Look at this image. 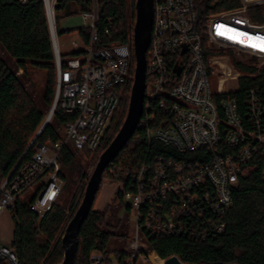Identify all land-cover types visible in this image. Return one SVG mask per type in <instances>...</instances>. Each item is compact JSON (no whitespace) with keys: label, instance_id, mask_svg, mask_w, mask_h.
I'll return each instance as SVG.
<instances>
[{"label":"built area","instance_id":"obj_1","mask_svg":"<svg viewBox=\"0 0 264 264\" xmlns=\"http://www.w3.org/2000/svg\"><path fill=\"white\" fill-rule=\"evenodd\" d=\"M59 1L44 0L55 37L57 69L52 112L45 122H52L57 109L73 120L63 125L59 141L43 145L34 139L31 158L1 184L0 217L8 210L16 211L18 200L27 195L35 197L30 210L39 220L53 210L63 188L59 176L63 150L74 145L81 152H96L120 105L122 88L134 81V42L132 48L130 43L107 39L115 17H109L103 35L99 33V4L104 0H89L91 7L84 12V18L91 20L88 41L82 38L84 46L76 59H62L55 21ZM153 1L144 100L147 115L139 126L148 128L149 140L173 147L178 154L209 153V158L200 163L159 157L134 171L131 190L124 193L132 223L130 254L123 263L111 257V264H153L148 253L153 251L150 241L154 238L185 235L206 241L222 235L233 191L258 167L255 159L264 157V93L250 91L246 119L233 97L241 79L261 76L264 51L248 46L247 40L240 43L229 38L234 33L228 31L264 38V0H240L237 9L209 17L202 27L194 0ZM252 10L260 23L251 19ZM240 67L248 71L239 72ZM22 73L20 69L17 76ZM211 77L218 80L216 91ZM154 104L168 116L155 130L149 128L156 119ZM105 260L94 252L90 264ZM0 264H24L12 243L1 239Z\"/></svg>","mask_w":264,"mask_h":264},{"label":"trees","instance_id":"obj_2","mask_svg":"<svg viewBox=\"0 0 264 264\" xmlns=\"http://www.w3.org/2000/svg\"><path fill=\"white\" fill-rule=\"evenodd\" d=\"M136 1H102L99 4V33L103 35L107 19L115 17L112 35L107 39L132 45L136 24ZM194 3L196 11L200 13L201 27L209 17L240 6V0H194ZM74 6L85 12L89 11L91 4L89 0H60L55 6V21L58 22V14L61 12L72 14ZM250 12L251 19L260 23L261 20L256 18L253 10ZM57 33L60 34L58 29ZM89 35V30L80 32L86 42ZM0 46L19 65L18 70L13 71L1 57L0 51L1 187L5 179L15 174L18 167L31 158L34 152L33 139L43 126L46 113L54 101L57 69L44 0H0ZM27 63L48 72L44 96L46 113L38 109L32 96L20 82V76H17L20 69L23 70L22 75L25 74ZM132 64L136 68L134 51ZM132 86L133 82L130 81L122 88L120 105L100 147L94 153L82 152L83 158L91 167H96L100 156L110 146L126 120ZM255 89H260L261 94L264 93V70L258 78L241 79L239 91L233 95L238 101L243 119L248 117V94ZM145 102L142 119L147 115ZM152 109L156 119L149 128L155 130L168 116L156 104ZM53 120L43 134L35 139L36 144L44 145L62 139L60 128L72 122L73 116L57 109ZM262 123L264 124V116ZM159 157H174L177 160L188 159L201 163L208 160L209 153L178 154L173 147L149 140L148 128L139 126L127 146L104 172L103 179L108 178L120 184L116 193L119 205L125 204L124 193L131 190L134 171L143 164L153 163L155 158ZM59 163L63 188L53 210L44 219L39 220L30 210L35 197L27 195L25 200H18L17 210L13 213L15 230L11 243L24 264L63 263L62 239L80 208L89 182V173L69 147L63 150ZM254 163L258 167L242 179L233 191V206L224 217L226 230L222 235L208 238L206 241L185 235L154 238L150 245L157 257L163 260L177 256L189 264H264V157L258 156ZM111 171L115 175H111ZM127 173L130 177L125 179L124 175ZM94 205L79 232L75 264H90V257L94 252H99L105 257L103 264H111L112 256L123 263L130 254L128 217H119L117 210L110 206L101 211L95 210ZM126 211L129 213L130 208L126 207Z\"/></svg>","mask_w":264,"mask_h":264},{"label":"water","instance_id":"obj_3","mask_svg":"<svg viewBox=\"0 0 264 264\" xmlns=\"http://www.w3.org/2000/svg\"><path fill=\"white\" fill-rule=\"evenodd\" d=\"M154 19V1L153 0H137L136 1V24L134 28V55L136 59V68L133 86L131 87V96L128 114L119 133L112 141L110 146L102 153L99 161L91 173L86 192L80 208L78 209L74 219L69 223L62 239L64 249V260L62 264H75L78 250V236L80 229L88 218L92 207L96 201V196L100 190V185L104 177V172L112 162L117 159L121 151L127 146L138 129L143 113L144 100L147 81V52L151 43L152 27ZM53 36V35H52ZM55 37H52V40ZM54 51H55V44ZM52 107L49 115H51ZM48 122H45L35 139H37ZM164 264H182L180 260L173 256L167 259Z\"/></svg>","mask_w":264,"mask_h":264},{"label":"rangeland","instance_id":"obj_4","mask_svg":"<svg viewBox=\"0 0 264 264\" xmlns=\"http://www.w3.org/2000/svg\"><path fill=\"white\" fill-rule=\"evenodd\" d=\"M84 15V11L76 6L73 7L72 14H67L66 12H61L58 14L59 20H57V29L60 31V34H57L59 45L58 49H60L62 59L65 62H71V60L76 59V54L84 46L82 37L80 36V32H84V30H87L91 25V20L85 19ZM3 50L4 49L0 46L1 57L7 62V64L13 71H17L19 65ZM237 69L239 72L243 73H246L248 71L247 69H244L242 67ZM19 79L24 88L32 96L38 109L46 113L47 109L44 104V96L46 93L48 72L27 63L26 72L25 74L20 76ZM210 81L213 90L216 91L218 85L217 78L211 77ZM229 86L231 87L233 86V84L230 83ZM49 112L50 110L46 113V116L49 115ZM60 131H62V128H60ZM69 148L77 155L78 161L83 165V167L88 170L90 179L92 175L91 173H93L95 167L90 166V163H88V161L83 158L82 152L77 150L74 145H70ZM119 185V183L117 184L116 182H113L108 178L103 179L100 185L99 194L95 201L94 209L103 211L110 206L113 210H117L119 217L124 218L125 216H127L131 235V216L130 213H127L126 211V203L124 202L125 204L119 205V200L116 199V193L118 191ZM13 213V211L8 210L0 217V239L8 243L12 241L15 230ZM114 245L115 244H113V246ZM148 254L152 259L153 264H160L157 255L153 251H150ZM112 258L114 257L112 256Z\"/></svg>","mask_w":264,"mask_h":264},{"label":"snow or ice","instance_id":"obj_5","mask_svg":"<svg viewBox=\"0 0 264 264\" xmlns=\"http://www.w3.org/2000/svg\"><path fill=\"white\" fill-rule=\"evenodd\" d=\"M229 32L234 33L233 36H230L229 38H238L237 42L244 43L245 40L249 41L250 47L257 48L260 51H264V38L262 37H252L249 36L248 33H241L237 32L233 29H228Z\"/></svg>","mask_w":264,"mask_h":264}]
</instances>
